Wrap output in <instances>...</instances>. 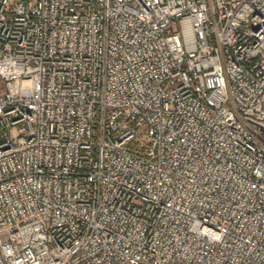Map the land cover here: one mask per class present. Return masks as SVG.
I'll use <instances>...</instances> for the list:
<instances>
[{
	"label": "built area",
	"instance_id": "2783aa9c",
	"mask_svg": "<svg viewBox=\"0 0 264 264\" xmlns=\"http://www.w3.org/2000/svg\"><path fill=\"white\" fill-rule=\"evenodd\" d=\"M0 264H264V0H0Z\"/></svg>",
	"mask_w": 264,
	"mask_h": 264
}]
</instances>
